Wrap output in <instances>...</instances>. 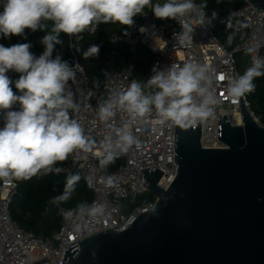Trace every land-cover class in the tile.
<instances>
[{
  "label": "clouds",
  "instance_id": "1",
  "mask_svg": "<svg viewBox=\"0 0 264 264\" xmlns=\"http://www.w3.org/2000/svg\"><path fill=\"white\" fill-rule=\"evenodd\" d=\"M150 4L152 0H3L0 36L23 35L25 29H43L47 22H52V28L41 39L44 51L39 57L30 52V43L10 47L0 44V120L3 121L0 179L28 180L38 175L59 174L62 169L58 163L66 161L78 149L85 152L91 149L92 141L84 128L70 117V110L79 109L68 86L76 72L60 55L53 58L55 46L63 43L60 33L72 36L108 22L131 26L134 17L143 14ZM196 7L194 0H164L152 5L151 11L159 19L176 20ZM181 26L185 35L193 31L186 21ZM98 54L99 46L92 45L83 55L89 58ZM10 70L20 74L15 81L7 75ZM153 72L146 85L133 80L126 90L114 92L108 100L99 103V118L110 121L119 109L135 121L147 118L154 111L159 123L186 127L212 115L216 99L210 90L212 77L205 66L189 62ZM260 76H264V58H254L243 75L236 74L230 79L228 95L235 100L252 92L253 81ZM13 84L17 92L13 91ZM145 87L151 91L145 93ZM133 145L139 147L132 132L126 126L116 128L115 138L110 135L105 140L108 154L101 161L102 166L114 162L115 149L127 153ZM80 179L79 174L68 175L64 192L54 197L52 203L70 199ZM78 208L93 218L105 213L101 203L80 204Z\"/></svg>",
  "mask_w": 264,
  "mask_h": 264
},
{
  "label": "built area",
  "instance_id": "2",
  "mask_svg": "<svg viewBox=\"0 0 264 264\" xmlns=\"http://www.w3.org/2000/svg\"><path fill=\"white\" fill-rule=\"evenodd\" d=\"M240 1V6H230L225 11L236 41L231 51L225 49L214 35L210 17L198 8L195 0L197 7L190 14L184 18L170 19L174 27L170 33H166L164 27L159 26L155 17L147 11L139 20L134 19L131 26L118 24L121 32L113 33L108 38L111 44L122 43L130 47L143 45L152 57L151 77L154 75L153 69L162 71L173 64L182 66L195 62L208 69L212 77L210 90L214 92L216 103L212 105V115L197 122L200 123L202 149L225 148L218 140L219 116L222 120L225 115L232 127L242 125L239 98L234 100L228 95L229 81L238 74L234 54L245 52L251 64L254 58H264V29L260 26L264 14L257 12L246 0ZM201 20L203 23H200ZM182 21L188 22L193 31L185 35ZM94 31L95 27H90L86 33L92 35ZM66 62L76 72L75 79L70 80L68 86L79 105L77 111L70 110V117L84 128L92 147L87 152L78 149L61 162L62 171L59 174L65 178L70 174H79V181L87 183L92 191V199L87 205L101 203L105 206V213L93 218L78 207L57 205L59 229L50 238L44 239L23 230L11 218L9 205L17 184L4 181L0 185V264H62V253L68 251L69 246L114 227L119 233L124 232L141 214L155 205L152 196V200L140 205L133 204L139 197L148 195L140 183V170L153 168L160 171L162 176L157 186L162 190H167L176 175L175 124L159 123L154 111L147 118L135 121L127 112L119 109L110 121L105 122L98 116V104L108 100L114 92L126 90L133 80L142 85L134 76V68L129 66L119 71L102 69L99 88H95L74 53ZM248 95L245 93L241 97L243 105L254 121L264 127L261 118L251 112ZM125 126L136 137L139 147L133 145L127 153L115 149L114 162L102 166L101 161L108 154L104 147L106 138L110 135L115 138V129Z\"/></svg>",
  "mask_w": 264,
  "mask_h": 264
},
{
  "label": "water",
  "instance_id": "3",
  "mask_svg": "<svg viewBox=\"0 0 264 264\" xmlns=\"http://www.w3.org/2000/svg\"><path fill=\"white\" fill-rule=\"evenodd\" d=\"M246 1L264 14V0ZM239 107L241 126L217 121L223 149L201 148L200 123L175 125L177 171L167 190L157 186L160 171L140 170L155 205L124 232L69 246L62 264H264V127L241 97Z\"/></svg>",
  "mask_w": 264,
  "mask_h": 264
},
{
  "label": "trees",
  "instance_id": "4",
  "mask_svg": "<svg viewBox=\"0 0 264 264\" xmlns=\"http://www.w3.org/2000/svg\"><path fill=\"white\" fill-rule=\"evenodd\" d=\"M198 8L205 11L210 17L213 26V33L219 39L222 46L231 51L235 45V37L231 31V21L225 17V11L230 6H240V0L223 1L217 3L216 0H195ZM3 0H0V12L3 11ZM147 11V7L144 13ZM151 14L154 16L153 12ZM142 15V14H141ZM141 15H137L134 19L139 20ZM155 17V16H154ZM157 24L162 25L163 20L168 21L164 29L166 33H170L174 27L170 19H159L155 17ZM95 31L89 35L84 31L80 34L69 36L60 33L59 39L62 44L55 46L53 58L60 55L63 61H66L71 53H74L78 61L84 66L85 72L92 79L93 86L99 88L101 82V70L119 71L123 68L132 66L134 68V76L142 85L147 84V80L151 78V62L152 57L143 45L130 47L122 43L111 44L108 38L113 33H120L122 28L118 23H99L93 25ZM52 22H47V26L43 29L32 31L25 29L23 35H13L8 38L0 36V44L10 47L19 43H30L32 47L30 52L39 57L44 51V45L41 43L43 36L51 31ZM77 37H80L77 40ZM92 45L99 46V54L96 57H84V52ZM236 70L239 75H243L244 71L252 64L245 52H237L234 54ZM7 75L12 81L17 78ZM255 89L249 93L247 100L250 104V110L253 115L261 118L264 126V76L254 79ZM13 91L17 92L14 84ZM145 93L151 91L148 87L144 88ZM19 94V93H17ZM19 107L18 105L16 106ZM3 127V126H2ZM61 162L58 163L60 167ZM5 179H0V185ZM8 182L17 184L16 193L12 196L9 205V213L11 218L25 231L32 233L38 237L48 239L52 234L58 231L60 226L59 218L56 215V206L60 205L67 208H76L80 204H87L92 199V191L90 186L78 181L75 190L71 193V198L67 201L52 203L53 198L64 192L66 178L60 174L49 173L43 176H34L28 180L11 179ZM153 198L149 195H143L136 199L133 204L140 205L147 200Z\"/></svg>",
  "mask_w": 264,
  "mask_h": 264
},
{
  "label": "crops",
  "instance_id": "5",
  "mask_svg": "<svg viewBox=\"0 0 264 264\" xmlns=\"http://www.w3.org/2000/svg\"><path fill=\"white\" fill-rule=\"evenodd\" d=\"M163 2H164V0H152V4H150V5L147 6V11H149L151 13L152 12L151 11L152 5H154L155 3H163ZM167 23H168V21L163 20L161 26L164 27V26H166Z\"/></svg>",
  "mask_w": 264,
  "mask_h": 264
},
{
  "label": "rangeland",
  "instance_id": "6",
  "mask_svg": "<svg viewBox=\"0 0 264 264\" xmlns=\"http://www.w3.org/2000/svg\"><path fill=\"white\" fill-rule=\"evenodd\" d=\"M9 75H10V76H13V77H16L17 79H18L19 76H20L19 73H16V72H14V71H12V70L9 71Z\"/></svg>",
  "mask_w": 264,
  "mask_h": 264
}]
</instances>
